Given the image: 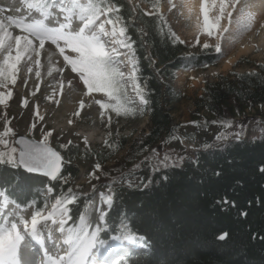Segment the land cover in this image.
<instances>
[{"label":"trees","instance_id":"obj_1","mask_svg":"<svg viewBox=\"0 0 264 264\" xmlns=\"http://www.w3.org/2000/svg\"><path fill=\"white\" fill-rule=\"evenodd\" d=\"M139 1L153 11L130 0L105 3L119 9L110 15L118 21L117 28L125 29L122 40L135 62L138 93L148 101L144 104L148 133L132 142L112 134L101 149H86L74 142L61 147L52 131L48 142L65 159L57 179L0 163L3 198L18 208L44 212L51 211L56 200L74 196L75 201L67 205L71 218L66 227L76 231L92 199L76 184L80 172L76 161L96 157L100 168L94 173V188L101 185L113 195L99 239L124 229L139 237L127 264H264V63L251 70L219 73L195 101V114L205 113L195 119L199 129L217 126L229 131L235 126V131L191 152L170 151L158 158V142L165 146L176 129L167 106L177 72L215 65L224 52L182 39L160 10L161 0ZM119 95L127 101L124 89ZM129 142L117 164L104 165ZM7 146L3 143L0 153L15 147ZM130 176L142 180L135 186L117 184ZM224 233L226 238L220 240Z\"/></svg>","mask_w":264,"mask_h":264},{"label":"rangeland","instance_id":"obj_2","mask_svg":"<svg viewBox=\"0 0 264 264\" xmlns=\"http://www.w3.org/2000/svg\"><path fill=\"white\" fill-rule=\"evenodd\" d=\"M130 1L132 4L140 2L139 0ZM253 2L254 0H240V3L233 9L232 0H229L225 17L221 21V28L228 27V32L223 33V37L218 40L215 36L208 37L206 34H203L199 28V25L202 24L201 4L198 7L189 8L187 0L160 1V10L168 15L173 27L182 39L189 44H197V37H199L200 45H203L205 42L210 45L220 43L224 56L215 65L181 69L177 72V77L172 83V96L170 99L168 98L167 106L171 112L173 125L176 129L168 138L165 146H163L164 143L158 142L160 149V152L157 153L158 158L167 156L170 151L191 152L220 137L225 138L229 132L236 130L235 126L230 128L229 131L217 126H211L206 130L199 129L195 119L199 115L202 117L205 113L202 112L198 116L195 114V101L205 93L206 83L214 80L219 73L226 74L230 70H251L256 63H264V47L256 46L250 51L242 49V44L251 35L254 34L255 40L260 36L259 27L255 26L259 9L254 7ZM140 3L147 11H153V8L147 3ZM171 4H175L176 7L171 8ZM0 7L5 9L4 12L0 13V19H4L8 15L18 17L27 15L26 5L21 0H0ZM15 9H20L21 11L16 12ZM228 12H232L231 24H229L227 16ZM210 14L215 16L218 14V11L213 10ZM37 15V13H33L31 18L35 19ZM101 19H104V17H101ZM7 23V20H5V24ZM9 31L13 35L19 34L14 26H10ZM117 38L122 39V37ZM46 49L48 53H52L54 46L49 48L46 44ZM119 50L126 57H130L128 64L121 66V71L126 74L122 84L127 101L124 102L120 98V102L117 105L121 110L120 115H117L111 107L106 110L102 109L95 102L96 100H103L110 105L116 104L115 100H110L104 93H93L91 96L86 95V87H82V81H77L74 78L75 74L67 70L68 65L63 61L58 51H55L49 59L48 54L44 50H41L39 57L34 56V59L40 60V64H31L32 72H27L25 65L21 63L16 84L12 85L9 83L7 87H0V94L9 90L12 92L10 98L5 97L7 103H0V133H3L8 127H11L13 130L12 133L2 137V139L8 141L7 147L14 145V135L16 132L42 140L46 132L53 131L55 134L54 138L61 142L63 146H68L70 142H74L83 144V147L86 149L89 146L92 149H101L112 134L116 135V138L126 137L130 142L138 140L142 135L147 134L150 128L149 118L144 112V104L139 100V93L134 90V84L136 85L133 75L134 59L130 50L125 48H120ZM125 56L120 57V59H124ZM2 60L3 54H0V62ZM54 68H62V71H53ZM50 71L51 75H49ZM36 72H39L40 75H35ZM129 73H131V76L128 75ZM70 79L72 80L71 86L68 84ZM61 84H63L62 94ZM75 96H79V98L75 99ZM25 100H27V104L24 103ZM81 101H83L82 109L80 107ZM129 109H134L135 114H125ZM37 111L39 115H37ZM77 111L80 113L79 116L76 115ZM102 111L104 112L103 116H101ZM2 112L6 113L7 116H1ZM40 117H43V119H40ZM88 132L94 133L93 140L86 137V133ZM130 142L124 149L108 159L104 165L112 167L117 164L126 155L131 144ZM2 144L0 143V147ZM49 144L52 145V143ZM106 148L105 153L109 151V147ZM76 162L80 170L76 184L81 185L86 193L92 195V199L88 205L97 198L101 200V193H104L105 196L110 194L109 190L101 185L94 188L97 182L94 175L97 171L95 166L98 164L96 157ZM146 163L147 161L144 160L143 164L145 165ZM141 180L140 176H130L119 181L117 184L135 186ZM4 202L3 198L0 200V205ZM7 205V209L0 206V214H6L8 210L14 207L18 218L29 219L30 221V214L34 213L32 208L21 209L13 203L8 202ZM100 206V212H105L108 205L104 204L101 200ZM48 211L46 210L43 213L47 214ZM99 214H93L90 217L95 221ZM62 218L66 217H62L61 215L54 217L56 221ZM17 222L19 223V220ZM59 226L58 223L53 224L51 221H48L47 229L45 230L43 223L38 225L44 242L38 245L32 242L30 245L33 249L32 251H28L22 246V264H51L50 257L54 258L57 255V247H54V244L60 248L61 254L67 249L68 246L59 243V241L65 238V236H62L58 232ZM80 227L82 226L78 225L77 230L74 232L78 233ZM122 227L124 228V224H122ZM65 229L67 231L70 228ZM91 230L93 229L90 228L89 231ZM127 233L124 229L117 235ZM108 240L109 238L104 241L107 243ZM24 243H29L28 237L25 238ZM136 245V240L134 242L126 241L121 243L114 250L105 253L103 258L97 253L89 261V264H99L97 261L101 263L105 262L106 264H127L126 257L130 251L136 248Z\"/></svg>","mask_w":264,"mask_h":264},{"label":"snow or ice","instance_id":"obj_3","mask_svg":"<svg viewBox=\"0 0 264 264\" xmlns=\"http://www.w3.org/2000/svg\"><path fill=\"white\" fill-rule=\"evenodd\" d=\"M21 2L26 5L27 15L22 17L8 15L4 19H0V54H3V60L0 62V87H7L9 83L16 84L21 63L25 65L27 72H32L31 64H40V60L34 59V56L39 57L41 50L48 54L49 59L55 51H58L63 61L68 65L67 70L75 74L74 78L77 81H82V87H86V95L104 93L110 100H115L116 104L110 105L103 100L95 102L102 109L106 110L111 107L117 115H120L121 110L117 105L120 102L119 93L123 91L122 81L125 80L126 75L121 71V66L127 65L130 57H126L119 50L129 47L124 40L117 38L125 35V29L117 28L118 21L110 15L119 9L112 7L110 3H105V0H21ZM239 3L240 0H232L233 9ZM228 5L229 0H202L200 5L202 24L199 25V28L203 34L208 37L215 36L219 40L223 37V33L228 32V27L221 28V21L225 17ZM170 6L171 8L176 7L175 4ZM213 10H217L218 14L211 15ZM4 11L5 9L0 7V13ZM15 11L20 12L21 10L15 9ZM33 13L38 14L35 19L31 18ZM227 16L229 24H231L232 12H228ZM5 20H7V24H5ZM10 26H14L19 34L13 35L9 31ZM196 43H200L199 37H197ZM46 44L49 48L54 46L52 53H48ZM203 47L209 48L212 45L205 42ZM214 49L219 53L221 51L220 43H216ZM122 56L125 58L120 59ZM53 71L60 72L62 68H54ZM51 74L50 71L49 75ZM35 75L39 76L40 73L36 72ZM128 75L131 76V73ZM68 84L71 86V79ZM62 89L63 84H61V94ZM134 90L139 92V88L135 84ZM11 96V90L0 94V103H7L5 97L10 98ZM139 100L143 104L148 102L143 95H139ZM24 103L27 104V100ZM80 107L83 108V101H81ZM79 114L77 111L76 115L79 116ZM125 114H135V110L129 109ZM37 115H39L38 111ZM103 115L102 111L101 116ZM12 131L11 127H8L3 133H0V143L7 145L8 141L2 137ZM51 135L52 131L46 132L39 142L25 141L22 138L23 148L18 150L13 147L9 153H0V163H10L15 167L22 166L29 172L44 171L52 179H57L63 158L59 152L48 146L47 141ZM95 167L99 169L100 165L97 164ZM261 171H264V168ZM3 197L4 193L0 191V200ZM100 197L104 204L112 205L113 195L105 196L104 193H101ZM74 201V196L58 199L55 204L51 205V211H48L47 214L40 210L30 214V221L18 218L14 207L6 214H0V264H22V246L26 250L32 251L33 249L30 247L32 242L37 245L43 243L38 225L43 223L46 230L48 221L60 225L58 232L65 238L59 243L68 246L61 254L60 248L54 244V247H57V255L54 258L50 257L51 264H89V261L97 253L103 258L105 253L114 250L119 244L139 239L130 233L111 236L107 243L99 239V234L104 229L103 222L106 216L103 211L95 221L91 217L86 220L82 215L80 219L83 221V226L80 227L78 233L72 229L66 231L64 225L71 218L67 216L69 211L67 205ZM0 206L6 209L8 207L6 201ZM58 211L62 217L66 218L56 221L54 217ZM90 228L93 230L89 231ZM226 235L225 233L219 238L224 239ZM26 237L29 240L28 244L24 243Z\"/></svg>","mask_w":264,"mask_h":264},{"label":"bare ground","instance_id":"obj_4","mask_svg":"<svg viewBox=\"0 0 264 264\" xmlns=\"http://www.w3.org/2000/svg\"><path fill=\"white\" fill-rule=\"evenodd\" d=\"M202 0H187L189 8L192 7H198L201 4ZM254 7L258 8L259 15L256 17L255 26L259 27L260 30V36L257 40L256 37L254 38V34L250 36V38L247 41H244V44H242V49L246 51L253 50L256 46L264 47V0H254ZM256 30V29H255ZM254 33V32H253ZM241 50V49H240ZM79 96H75V99H78ZM86 137L88 139L93 140L94 139V133L88 132L86 133ZM101 200L99 198L93 200L90 202V204L87 206L86 211L83 216H85V219H89V217L93 214H99L101 210ZM99 209V211H97ZM79 225L83 226V221H79ZM59 239V238H58ZM63 253V252H62ZM99 264H106L105 262Z\"/></svg>","mask_w":264,"mask_h":264},{"label":"water","instance_id":"obj_5","mask_svg":"<svg viewBox=\"0 0 264 264\" xmlns=\"http://www.w3.org/2000/svg\"><path fill=\"white\" fill-rule=\"evenodd\" d=\"M22 138H23V140H25V141H33V142H39V141H41V140H38V139H35V138H31V137L27 136L26 134L16 132L15 135H14V145L18 148V150H19V149H22L23 146H24L23 143H21ZM47 143H48V142H47ZM48 146H49L50 148H52L54 151L59 152L60 155H61V157L63 158V159H62V166H61V168L59 169V173H58V175H59L60 172H61V170H62V168H63V166L65 165V159H64L62 153H61V152H60L55 146H53V145H51V144H49V143H48ZM19 167H20L22 170H24V171H26V172H28V173L37 174V175H42V176H46V177L49 178L50 180H54V179L51 178V176L47 175L44 171L29 172V171H27V169H25L24 167H22V166H19ZM57 177H58V176H57ZM224 234H225V233H224ZM222 235H223V234H222ZM226 236H227V235H226ZM226 236H225V238H226ZM219 237H220V236H219ZM225 238H224V239H225ZM219 239H220V238H219ZM224 239H220V240H224Z\"/></svg>","mask_w":264,"mask_h":264}]
</instances>
